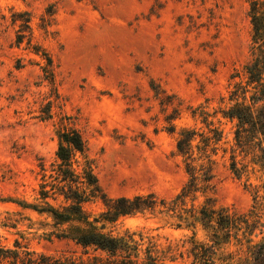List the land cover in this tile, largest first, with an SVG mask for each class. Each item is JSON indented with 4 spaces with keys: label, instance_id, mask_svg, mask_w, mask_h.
I'll return each instance as SVG.
<instances>
[{
    "label": "rangeland",
    "instance_id": "374dc122",
    "mask_svg": "<svg viewBox=\"0 0 264 264\" xmlns=\"http://www.w3.org/2000/svg\"><path fill=\"white\" fill-rule=\"evenodd\" d=\"M252 36L250 0H0V246L19 240L56 257L98 254L58 237L68 224L21 205L64 206L61 196L40 194L63 131L81 134L108 197L174 199L188 179L178 133L203 128L198 106L212 113L226 105L232 75L253 58ZM222 122L230 143L232 123ZM245 161L242 178L222 153L215 170L218 203L240 214L264 196V168ZM84 210L92 220L105 207L94 199ZM105 231L133 236L166 264H194L193 230L156 214L122 216ZM194 231L210 243L203 226ZM263 235L256 229L254 243ZM254 243L224 245L216 264H252Z\"/></svg>",
    "mask_w": 264,
    "mask_h": 264
},
{
    "label": "trees",
    "instance_id": "16d2710c",
    "mask_svg": "<svg viewBox=\"0 0 264 264\" xmlns=\"http://www.w3.org/2000/svg\"><path fill=\"white\" fill-rule=\"evenodd\" d=\"M253 25V58L242 71L232 75V88L221 102H227L210 113L204 106L193 110L203 128L183 127L178 133L177 151L188 176L181 191L171 201L154 193L133 197L111 198L103 193L98 178L86 157V144L76 130L60 133L58 163L52 181L41 184L42 198L61 196L64 206H39L21 203L24 207L50 213L57 224L69 226L58 237L72 240L84 249L98 254L85 259L74 256H53L39 253L16 240L11 247L0 246V262L6 264H166L154 248L143 249L133 236H117L105 231L120 217L150 212L160 216L167 225L193 230L191 237L194 264H216L218 250L232 241L254 243L253 235L264 228V196L254 197L247 213H238L218 203L215 196V170L220 153L228 155L232 173L242 178L250 173V158L264 168V0H250ZM28 22V20H27ZM22 41L19 36L18 42ZM37 51H40L37 49ZM48 66L52 59L45 54ZM228 100V101H227ZM223 120L232 123V138L226 140ZM171 131L175 128L172 126ZM239 157H241L239 159ZM50 186V190L47 187ZM260 186L255 187L259 191ZM52 191V192H51ZM100 199L105 210L90 219L84 204ZM190 207H188V203ZM97 223L101 226L98 227ZM209 234L210 243L195 240L197 225ZM252 264H264V235L251 245ZM175 262L174 260H172Z\"/></svg>",
    "mask_w": 264,
    "mask_h": 264
}]
</instances>
